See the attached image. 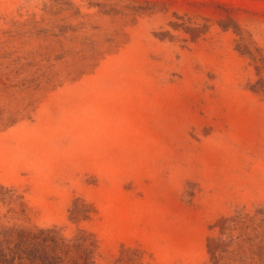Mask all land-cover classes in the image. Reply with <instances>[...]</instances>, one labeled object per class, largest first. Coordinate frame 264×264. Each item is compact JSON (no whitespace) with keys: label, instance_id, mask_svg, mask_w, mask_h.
I'll return each mask as SVG.
<instances>
[{"label":"rangeland","instance_id":"1","mask_svg":"<svg viewBox=\"0 0 264 264\" xmlns=\"http://www.w3.org/2000/svg\"><path fill=\"white\" fill-rule=\"evenodd\" d=\"M21 230L57 264H264V0H0Z\"/></svg>","mask_w":264,"mask_h":264},{"label":"trees","instance_id":"2","mask_svg":"<svg viewBox=\"0 0 264 264\" xmlns=\"http://www.w3.org/2000/svg\"><path fill=\"white\" fill-rule=\"evenodd\" d=\"M12 232L4 233L6 238L0 244V264H57L55 258L48 256L46 253L38 255V251L35 249L37 244L46 246L50 243L54 244L55 249V246H58L56 239L45 237L36 242L37 236L32 235L31 237L30 233L21 230L17 234V240L13 242L11 239ZM12 243L13 245H11ZM30 244L33 247L27 249Z\"/></svg>","mask_w":264,"mask_h":264}]
</instances>
